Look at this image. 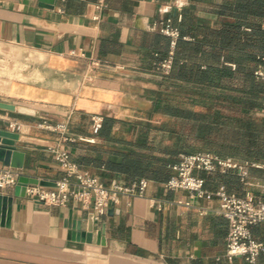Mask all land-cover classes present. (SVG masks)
Masks as SVG:
<instances>
[{
	"label": "crops",
	"instance_id": "crops-1",
	"mask_svg": "<svg viewBox=\"0 0 264 264\" xmlns=\"http://www.w3.org/2000/svg\"><path fill=\"white\" fill-rule=\"evenodd\" d=\"M51 1L52 6L0 0V65L7 61L11 71L0 74V101L16 107L0 108V128L19 134L15 147L25 159L17 169L48 183L63 178L51 151L59 133L41 123L67 122L71 135L95 137V142L65 144L80 170L106 185L146 178L149 186L146 197L124 196L94 219L92 241L74 238L70 227L72 221L87 223L92 208L74 200L48 205L16 195L15 186H0L2 194L13 197L9 225L0 216V264H264L261 258L255 263L242 256L228 259V219L215 194L224 185L238 197L247 192L264 197V169L250 167L246 181L234 170L196 169L205 180L203 197L165 187L183 152L211 150L200 138L210 126L209 134L219 139L225 132L235 144L241 119L246 128L256 117L264 119L263 97L256 108L248 94L244 106L239 81L232 77L225 85L217 75L224 68L255 69L264 49L262 35V49L255 47L253 25L264 23L254 10L256 0ZM169 16L181 37L172 70L163 76L155 63L166 54L169 38L151 27ZM93 59L100 65L93 67ZM208 69L215 73L213 82L204 77ZM95 115L102 118L96 130ZM219 151L239 161L264 157V152L254 159L227 153L230 148ZM0 166L10 167L2 161ZM179 199L188 204H178ZM102 228L103 242L96 240ZM252 233L264 241V223Z\"/></svg>",
	"mask_w": 264,
	"mask_h": 264
},
{
	"label": "built area",
	"instance_id": "built-area-1",
	"mask_svg": "<svg viewBox=\"0 0 264 264\" xmlns=\"http://www.w3.org/2000/svg\"><path fill=\"white\" fill-rule=\"evenodd\" d=\"M181 19L182 15L178 14V20ZM261 27L264 34V23ZM151 28L158 30L169 38V47L166 54L155 63V70L160 75L167 76L173 67L177 41L181 37V33L170 16L154 23ZM71 53L75 54V51L73 50ZM80 55L84 56V53L82 52ZM258 59L259 64L254 71V75L264 83V52L258 56ZM91 65L97 67L100 63L93 59ZM101 122L102 118L100 116H93V129H98ZM41 126L59 133V140L51 148V151L65 174L63 178L56 181V185L52 188L28 184L25 195L55 206L66 205L72 200L77 201L85 209L92 208L95 220L105 215L112 204L120 203L124 196L146 197L149 186V181L146 178L136 179L128 184L113 182L106 185L95 175L80 170L77 164L71 160L70 151L65 146L66 143L77 140L95 142V137L71 135L67 122L51 123L43 121ZM9 127L15 130L17 125L10 123ZM250 167L264 169V157L260 161H239L232 157H222L208 151L185 153L172 165V173L165 182V187L172 191L186 190L191 195L203 197L206 194L204 189L205 180L196 176L194 170L208 172L234 170L241 181H246L249 177ZM20 175L21 173L17 168L0 166V186L14 187ZM215 194L221 200L220 212L228 219L226 241V256L228 259L242 256L248 263H255L259 258L264 261V241L256 239L252 233V227L264 223V197L257 198L251 192H247L243 197H238L228 193L224 185H221L215 191ZM176 202L178 204H188L182 199ZM150 203L155 206V199L151 198ZM157 208L161 209L162 205L157 204Z\"/></svg>",
	"mask_w": 264,
	"mask_h": 264
},
{
	"label": "trees",
	"instance_id": "trees-1",
	"mask_svg": "<svg viewBox=\"0 0 264 264\" xmlns=\"http://www.w3.org/2000/svg\"><path fill=\"white\" fill-rule=\"evenodd\" d=\"M254 10L256 13L264 16L263 0L255 1ZM229 26H231V28H234V29H237L240 27V25H237V24H233ZM253 26H254L253 29L256 32L257 37H258L255 47L257 49H262L260 45V36L262 35L264 38V34L262 32V27H261L262 24H254ZM226 42H228V40H226L225 38L224 40L225 45H226ZM243 46H245V43H243V45L241 44L240 46L241 50H243ZM177 47H178V42H177L176 50H177ZM176 50H175L174 61L176 59ZM263 52H264V49H263ZM249 59L251 61L253 60V57L249 56ZM258 64H259V59L257 57L256 67ZM255 69L251 70L245 67H241L239 71H237L236 73H233L231 72V70L224 68V71H222V74L218 71L217 75H218V80L220 81L223 80L225 85H228V81H230L232 77L236 78L239 81L238 92H239L240 98H244V102H243L244 106H246V100H245L246 95L249 94L250 97H252L254 100V106L256 108H259L262 106V97L264 94V83L255 77L254 75ZM214 75L215 73L211 72L210 69H208L206 73L204 74V77L206 80L213 82L215 80ZM250 107H252V103H250ZM245 128H246V120L241 119L240 130L238 131V134L233 137V141L236 140V142L235 144H231V142H228L230 139V136H226L225 132L218 136L219 139L209 134L212 132V127L210 126V129L207 130V134L200 136V138H202L207 143V147L211 149V150L206 149L204 151L219 154L221 152H225V151H219V150L230 148L231 151H227V153L230 152L231 154L238 155L239 153L243 152L245 155L251 158H254V159L261 158L264 152V143H263L264 119L261 117H256V121L254 125H252V122L250 121L249 126L246 129ZM212 149L215 151H213ZM241 149L243 151H240ZM192 152L193 151H186V152H183L182 154L192 153Z\"/></svg>",
	"mask_w": 264,
	"mask_h": 264
},
{
	"label": "water",
	"instance_id": "water-1",
	"mask_svg": "<svg viewBox=\"0 0 264 264\" xmlns=\"http://www.w3.org/2000/svg\"><path fill=\"white\" fill-rule=\"evenodd\" d=\"M50 4L52 6L51 0H41ZM48 2V3H47ZM0 108L15 110V105L7 102L0 101ZM19 138L17 132L11 131L9 129L0 128V161L4 165L13 168H23L25 153L16 149L15 143ZM43 184V185H53L56 183H48L44 181H39L36 177H30L28 175H20L17 184L15 185L16 195L24 196L25 190L28 184ZM12 199L13 197L4 195L0 192V216L2 215V220L6 216V224L9 225L11 212H12ZM94 216L93 213L89 215L87 223L84 221H72L70 222L71 234L74 238L81 241H92L95 238L94 235ZM104 229L97 231L96 240L101 241V237ZM103 242V239H102Z\"/></svg>",
	"mask_w": 264,
	"mask_h": 264
},
{
	"label": "rangeland",
	"instance_id": "rangeland-1",
	"mask_svg": "<svg viewBox=\"0 0 264 264\" xmlns=\"http://www.w3.org/2000/svg\"><path fill=\"white\" fill-rule=\"evenodd\" d=\"M4 50H12V49L8 47H4ZM0 74H7V75L11 74L10 67L8 66L7 61L2 62V65H0Z\"/></svg>",
	"mask_w": 264,
	"mask_h": 264
}]
</instances>
